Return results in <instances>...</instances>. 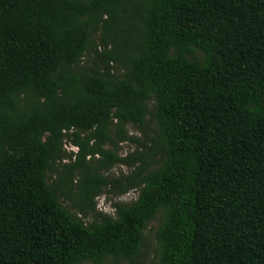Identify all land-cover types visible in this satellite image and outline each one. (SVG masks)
I'll use <instances>...</instances> for the list:
<instances>
[{"label":"trees","instance_id":"16d2710c","mask_svg":"<svg viewBox=\"0 0 264 264\" xmlns=\"http://www.w3.org/2000/svg\"><path fill=\"white\" fill-rule=\"evenodd\" d=\"M154 220L156 264H264V0H0V264H138Z\"/></svg>","mask_w":264,"mask_h":264},{"label":"rangeland","instance_id":"374dc122","mask_svg":"<svg viewBox=\"0 0 264 264\" xmlns=\"http://www.w3.org/2000/svg\"><path fill=\"white\" fill-rule=\"evenodd\" d=\"M128 133L132 136H136L140 138V141H144L145 137L143 136V132L141 129L137 128L136 126H133L131 124L127 125ZM147 132H149L147 129H144ZM106 147H111L110 145H106ZM138 147L136 143H131L129 141H125L120 143V149L118 153L120 155H126L129 152H132L135 150V148ZM142 147H139L141 149ZM63 149L68 153L69 151H76L77 147L74 146L69 139L65 138L63 140ZM96 157H100L99 154L95 155ZM91 158V157H89ZM59 163H66L69 162V158H63L59 160ZM131 170L130 167L124 165V164H115L109 171L108 174L111 176H119L121 174H127ZM47 174L49 175V180L54 179L57 177V173L54 171H48ZM78 179V176H74L73 180L76 181ZM138 194V189H133L128 191L127 193H124L119 196H113L111 193H108L107 191H104L100 195L95 197L96 200V207L98 210L112 213L113 207L112 204L115 201H131L134 199ZM63 202L67 205L71 204V201L66 198H62ZM92 216H86V219H91ZM157 221H152L148 227L145 229V239H144V245L142 247L141 254L138 256V264H156L157 262V253H156V238H155V228H156ZM88 264V263H87ZM108 264H116L113 260H110ZM120 264H131L128 260H124L120 262Z\"/></svg>","mask_w":264,"mask_h":264}]
</instances>
